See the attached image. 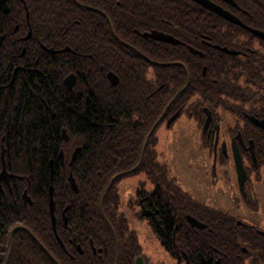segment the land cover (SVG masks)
Here are the masks:
<instances>
[{
  "label": "trees",
  "instance_id": "trees-1",
  "mask_svg": "<svg viewBox=\"0 0 264 264\" xmlns=\"http://www.w3.org/2000/svg\"><path fill=\"white\" fill-rule=\"evenodd\" d=\"M236 1L241 11H233L264 30V1ZM8 5L9 13L0 9V264L12 242L8 264L75 262L46 242L52 251L19 249L24 231L11 235L20 225L53 234L51 187L54 215L70 205V215L108 217L125 233L124 263L133 264L141 248L119 209L117 184L140 171L154 188H138L135 203L148 197L147 207L159 210L153 229L179 263L264 264V233L184 193L155 149L157 127L177 110L202 124L207 107L226 124L241 108L264 106V40L194 0ZM29 28L32 37L20 42ZM152 29L182 43L141 35Z\"/></svg>",
  "mask_w": 264,
  "mask_h": 264
},
{
  "label": "flooded vegetation",
  "instance_id": "flooded-vegetation-1",
  "mask_svg": "<svg viewBox=\"0 0 264 264\" xmlns=\"http://www.w3.org/2000/svg\"><path fill=\"white\" fill-rule=\"evenodd\" d=\"M217 2L236 15L237 13L234 12L232 8H236L238 11H241L240 7H235L228 2H225L224 0H219ZM5 6V4L1 6L3 12H5ZM10 11L11 10L9 9V12ZM18 31L19 25H16L14 32L17 33ZM29 34L30 37L26 38ZM31 37L32 31L29 28V31L26 33V35H20V37H18L17 39L20 42H23L29 40ZM3 38L4 36L0 35V45L2 44ZM207 44L213 48H217L214 45H219L222 48L226 47L221 44H216L215 42H207ZM256 47L260 48L261 45H257ZM44 49L55 52L54 50L49 48ZM231 50L237 51L238 54H241L240 49L232 48ZM25 52L26 46L22 47L21 55H24ZM19 68H22V66L18 65L16 67V69ZM255 72L257 71L255 70ZM241 110L242 111H236L239 120H234V122L228 125L222 124V121H219L213 113V120L207 129L204 128L207 119V116L205 114V119L201 124V133L199 137H196V139L193 140L195 142V144H193L194 147L199 148L201 151L200 153H198V155L206 157L204 162H200V164L196 165L195 171H197V175L195 178L198 181L197 184L199 186L195 184L194 187H197L195 188L196 191H201L204 189L203 187H207L214 192H217L218 188L216 186L218 185V182L224 185L226 181L224 177L221 179L219 175V169L222 167L228 168L230 167L231 163H233L235 166L234 148H237L243 158V163L247 170V175L244 178L245 180H243V186H241L238 173L235 168L236 177L234 178V181L232 180L231 184H228V182L226 183L228 187L232 186L235 188L236 193L234 195V199H236V201L243 200L250 208L257 209L258 201L256 199V190L254 188V183L255 181H261L264 177V173H262V169L264 168V128L257 125L250 117H255L259 120L264 119V113L260 112L264 111V106L261 103H259L258 105L256 103V105H252L249 108L250 112L246 111L244 108H241ZM177 111H175L172 115H174ZM181 115L182 113L180 111L177 119H179ZM198 138H200V141H198ZM224 142L226 143V147L224 146ZM208 159H210L211 161L209 173L207 171ZM192 173L195 172L193 171ZM172 179L175 181V184L179 188H181V185L178 184L177 179ZM74 188L76 187L74 186ZM182 190L184 193L191 195L184 189ZM147 200L148 197L138 198L137 205L140 209L139 215L148 220L153 232L155 233L153 225H160L161 221L157 215L159 210H153L152 208L147 207ZM142 207H144L148 212H151V214L149 216H142ZM69 210L70 205H66L62 207L58 215H54V211H52L53 214L51 215V227L53 230V234L44 232L41 233L39 237L27 226H15L11 231V235H13L17 230L24 231V233L21 234V237L23 238L21 242L23 243L20 242L19 249L22 247H26L29 251H52L45 244L46 242L53 249V251H66V254H68L71 259L75 261L74 263L66 264H125L124 251H128V245L125 243L126 239L124 232H115L108 217H100L99 219H97L92 215L89 217L80 216L77 213L70 215L67 214V212L73 213L74 210ZM234 217H236L238 222H242L239 217L235 215ZM95 223L98 226H95ZM262 229L258 227V230L264 233V229ZM155 235L157 236L156 233ZM28 236L30 238H28ZM53 236L55 239L53 238ZM47 237L50 239L53 238V240H48ZM157 238L159 239L158 236ZM159 241L161 242L160 239ZM163 247L165 248L164 245ZM12 251L13 242L10 245L4 264L9 263ZM140 251V254L134 257L133 264H147V261L149 259L142 253V248L140 249ZM20 261L21 264H32L30 262L26 263L25 260ZM54 261L55 263L53 264H63L57 262L56 260ZM178 264H185V262L179 263L178 261ZM186 264H188L187 261Z\"/></svg>",
  "mask_w": 264,
  "mask_h": 264
},
{
  "label": "rangeland",
  "instance_id": "rangeland-1",
  "mask_svg": "<svg viewBox=\"0 0 264 264\" xmlns=\"http://www.w3.org/2000/svg\"><path fill=\"white\" fill-rule=\"evenodd\" d=\"M230 115V114H228ZM231 117H233L231 115ZM226 122L225 125L231 124ZM201 126L197 120L187 113H183L174 123L168 125V121H163L156 131L157 143L155 149L159 154V160L167 165L169 175L176 178L180 187L189 192L194 198L204 201L212 206L225 210L232 215L240 218L245 223L264 229V177L261 181H255L256 199L258 208H250L243 200L236 201L234 195L236 190L231 184L236 177V170L233 163L230 167L219 169L221 179H226L225 184L218 182V191L203 187L201 191H196V165L204 162V156L198 155L200 149L194 147L193 141L199 137ZM200 141V138H198ZM200 146V145H199ZM203 158V159H202ZM195 164V165H194ZM203 165V164H202ZM211 161L208 159L207 171L210 172ZM204 167V166H203ZM194 169V170H193ZM204 169V168H203ZM195 173H192V172ZM264 173V168L262 169ZM120 196L119 209L127 219L130 228L135 231L142 253L152 261L153 264H178V261L163 247L157 236L152 230L146 218L141 217L139 207L131 201L136 199L135 195L140 187L146 190H153V183L143 171L122 177L118 182ZM194 190V191H192ZM216 193V194H214ZM214 196V197H212ZM262 229V230H263ZM264 232V230H263Z\"/></svg>",
  "mask_w": 264,
  "mask_h": 264
},
{
  "label": "water",
  "instance_id": "water-1",
  "mask_svg": "<svg viewBox=\"0 0 264 264\" xmlns=\"http://www.w3.org/2000/svg\"><path fill=\"white\" fill-rule=\"evenodd\" d=\"M196 2H198L199 4L203 5L204 7L208 8L209 10L219 14L220 16L224 17L225 19L238 24L242 27H245L246 29H248L249 31H251L252 33H254L255 35L259 36L260 38L264 39V31L257 29V28H252L247 26L237 15H235L234 13H232L231 11L227 10L226 8H224L223 6H221L220 4L214 2L213 0H194ZM234 6L237 5V3L235 2V0H224ZM6 5V0H0V7L2 5ZM5 11H9V8L6 6V8H4ZM142 36L144 37H149L152 38L154 40H159V41H164V42H168V43H172L175 45H178L181 43V41L176 38L175 36L171 35V34H167L164 33L162 31L159 30H152L150 32H145L142 34ZM30 34L26 37L29 38ZM224 51L227 52H233V51H229L227 48H223ZM193 52H197V50L192 49ZM207 112V119L205 122V129L208 128V126L210 125V123L213 120L212 117V113L209 109H206ZM179 111L176 112L173 116H171L168 119V125L171 124L179 115ZM257 125H259L260 127L264 128V119L259 120L255 117H250ZM224 146L226 147V143L224 142ZM215 155H216V148H215ZM234 161H235V167L238 173V177H239V181H240V185L243 186V180H245L244 178L247 175V170L244 166L243 163V158L239 152V150L237 148H234ZM137 168V166H136ZM116 177H114L115 179ZM53 204V199H51V205ZM151 214V212H148L144 207H143V212L142 215L144 216H149ZM15 230V229H14Z\"/></svg>",
  "mask_w": 264,
  "mask_h": 264
}]
</instances>
